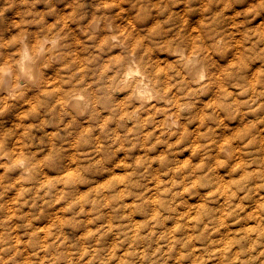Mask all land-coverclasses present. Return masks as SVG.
Segmentation results:
<instances>
[{"label":"rangeland","instance_id":"374dc122","mask_svg":"<svg viewBox=\"0 0 264 264\" xmlns=\"http://www.w3.org/2000/svg\"><path fill=\"white\" fill-rule=\"evenodd\" d=\"M60 2L0 0V29L4 28L0 30V64L9 52L7 46L20 32V24L36 27L41 17L81 18L94 8L96 15L113 24L112 33L128 48L134 42H149L147 37L140 41L147 29L158 36L184 32L199 38L205 34L202 45L208 50L216 49L214 59L227 72L226 81L236 85L243 97L238 95V102L226 106L222 104L226 97L223 93L214 97L215 87L211 92L199 90L192 126L204 117L208 124L221 119L224 132L232 140L253 133L255 140H250L252 144L243 158L248 161L253 157L255 162L240 167L229 154L227 160L222 157L216 164L208 157L199 160L190 152L187 140L176 138V134L169 140H157L152 135V139L133 141L126 131L130 125L117 124L102 108L99 119L87 128L90 132L92 128L89 142L92 136L98 137L102 147L87 156L85 141L71 150L61 148L58 154L62 156L55 157H74L73 172L67 179L62 172L46 171L48 164L56 160H50L54 152L37 147L38 137L48 136L51 131L49 126L42 127L46 116L42 107L26 94L18 99H24L22 104L13 102L18 96L10 99L9 105L14 103L10 110L9 105L3 107L1 93L0 153L5 157L0 159V264H264V0ZM31 16L37 18L36 22ZM156 21L158 24H154ZM213 25L228 36V44L213 43ZM11 33H15L14 37ZM5 34L10 37L7 39ZM237 45L243 48L237 51ZM120 50L125 55L126 50ZM256 90H263L262 97L251 107H243L240 100ZM112 94L118 98L119 89ZM34 104L37 112L32 109ZM114 132L117 139L108 140ZM144 143L151 148L152 157L146 161L153 163V173L141 178L134 151ZM32 152L44 158L43 173L34 178L24 165L14 164L20 158L27 162ZM118 158L126 162V168L116 169L114 175L100 176ZM212 175L218 179L210 178ZM67 188L72 191L64 193ZM188 212H192L190 217Z\"/></svg>","mask_w":264,"mask_h":264},{"label":"bare ground","instance_id":"6f19581e","mask_svg":"<svg viewBox=\"0 0 264 264\" xmlns=\"http://www.w3.org/2000/svg\"><path fill=\"white\" fill-rule=\"evenodd\" d=\"M94 9L91 11L92 13L88 12L90 15L84 14L85 17L81 16V18H71L70 20H66L64 17L42 20L41 17V20L35 24L36 27L22 23L18 27L20 32L15 37L16 39L14 41L12 39L13 42L11 41L12 43L10 42L11 44L7 46L9 52L2 55L0 94H4L1 98L4 103L3 107L7 108L9 100L17 96L13 102L22 104L24 99H21L22 101H18V99L25 98L26 94L37 101L38 105L42 107V112L48 116L42 118V127L49 126L51 128L48 136L38 137L37 147L54 152L55 154L52 153L54 157L52 156L50 160L57 158L61 148L71 150L85 141H88L87 144L90 143V145L85 143L87 156L99 150L102 147L101 140L92 136L89 142L92 128L91 132L87 128L99 119L101 109L106 108L107 117L117 124L130 125L126 127V131L133 141L152 139V137L150 138L152 135L156 139H168L176 134V138L181 137L187 140L190 152L199 156V160L208 157L216 164L222 157L227 160L229 154L230 157L232 156L234 164L240 167H247L255 162L253 157L248 161L243 158L249 144H252L250 140H255L253 133L249 132L232 140L231 135L228 136L224 132L225 125L221 119L208 124L204 117L198 118L199 123L192 126V121L194 119L196 121L194 103L199 90L204 89L211 92L215 87L216 90L212 91L214 97L218 98L217 96L223 93L226 97L222 104L226 106L238 102V95L243 97L241 95L243 92H238L236 85L226 81L228 78L224 77L225 69L221 70L222 66H218L217 60L214 59L216 49L208 50L202 45L201 42L207 38V35L202 34L197 38L196 34L190 35V33L183 32L158 36L153 33L152 29H147V32L140 36V41L147 37L149 42L144 45L134 42L128 48L124 41L112 33L113 24L109 23L106 18L96 15ZM54 13L58 14L57 11ZM233 15L235 14L233 13ZM34 18L36 17L34 16ZM9 21L7 24H10ZM154 24H158V21ZM230 27H232L231 24ZM7 28L9 29V27ZM175 29L177 31V28ZM230 30L229 32L232 31ZM14 34H12L13 37ZM210 35L214 44H228V36L218 26L213 25ZM121 48L126 50L125 55L121 54ZM236 48L238 51L243 48V45L240 48L237 45ZM118 49L119 51H117ZM164 61L167 62L163 64ZM251 84L253 85V83ZM254 87L252 88L254 89ZM116 89L120 91L118 98L112 94V91ZM262 94L263 90H256L247 95V99L244 97L245 99L240 100L239 103L243 107H251L259 97H262ZM14 103L10 104L8 109L13 110L11 106ZM215 104L213 103V105ZM36 105H31L35 112H37ZM44 113H40L39 116L45 115ZM16 116L19 119V114ZM107 138L108 140L117 139L116 133H111ZM144 144L134 151L136 152L134 163L137 165L136 169L138 168L137 174L141 178L153 173L151 172L153 163L146 161V158L152 155L151 148ZM63 149L61 152L64 151ZM229 151L232 152L229 153ZM58 155L62 156L61 153ZM153 156L155 157V155ZM4 157L5 155L0 153V159ZM43 160V157H38L37 153L32 152L27 162L20 158L16 159L14 164L24 165L31 171L32 177H39L43 173ZM73 161L72 155L63 157L61 160L56 159L48 164L46 171L48 170V173L62 172V177L70 179L73 172L71 168ZM116 161L111 168L106 167L100 176L114 175L116 169L126 168V162H122L120 159ZM168 165H171L170 160ZM210 178L218 179L216 175H212ZM69 190L72 191L68 188L63 189L64 193ZM191 213L188 212L187 216L190 217ZM119 256L121 259L124 253ZM70 261H73V257H70Z\"/></svg>","mask_w":264,"mask_h":264}]
</instances>
